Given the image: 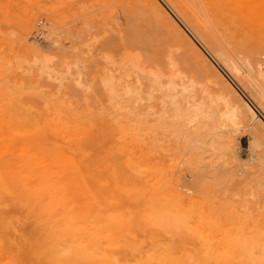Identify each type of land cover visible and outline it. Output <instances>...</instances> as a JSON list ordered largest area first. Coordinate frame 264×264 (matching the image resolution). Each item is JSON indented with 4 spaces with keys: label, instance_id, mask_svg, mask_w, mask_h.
Instances as JSON below:
<instances>
[{
    "label": "rangeland",
    "instance_id": "rangeland-1",
    "mask_svg": "<svg viewBox=\"0 0 264 264\" xmlns=\"http://www.w3.org/2000/svg\"><path fill=\"white\" fill-rule=\"evenodd\" d=\"M245 3L0 0V129L14 131L13 141L0 136L13 150L10 190L0 193V264H55L58 243L64 264H105L113 253L119 264H264V152L258 165L248 157L263 147H249L242 130L241 160L226 156L224 165L202 142L204 128L162 105L163 85L183 91L195 80L197 98L227 111L237 95L264 120V0ZM16 111L25 113L18 128ZM72 157L82 176L68 167ZM171 189L189 204L179 221Z\"/></svg>",
    "mask_w": 264,
    "mask_h": 264
},
{
    "label": "bare ground",
    "instance_id": "bare-ground-1",
    "mask_svg": "<svg viewBox=\"0 0 264 264\" xmlns=\"http://www.w3.org/2000/svg\"><path fill=\"white\" fill-rule=\"evenodd\" d=\"M235 1V0H234ZM237 2H239V1H237ZM240 3V2H239ZM241 3L242 4H244L245 3V0H241ZM242 4L240 5L241 6V8H242ZM245 5H246V3H245ZM239 6V7H240ZM244 6V5H243ZM245 7V6H244ZM187 26V25H186ZM222 55V54H221ZM222 58L224 59V57L222 56ZM137 59V58H136ZM225 60V59H224ZM174 63H175V61H174ZM213 63V62H212ZM176 64V63H175ZM234 65V64H233ZM178 69V68H177ZM228 69H229V67H228ZM145 70V69H144ZM234 70V69H233ZM50 72V71H49ZM173 72V71H172ZM162 74V73H161ZM172 74V73H171ZM152 75V74H151ZM174 75V74H173ZM160 75H158V78H157V80L155 79L154 80V78H153V80L154 81H159V78H161V76L159 77ZM171 76V75H170ZM129 77V76H128ZM157 77V76H156ZM170 78V77H169ZM168 78V79H169ZM174 78H176V77H174ZM171 79H172V77H171ZM179 79V78H178ZM162 80V79H161ZM180 80V79H179ZM185 76H184V79L182 80V83L185 85ZM153 81V82H154ZM167 81H169V80H167ZM152 82V81H151ZM170 82H173V80L172 81H170ZM191 82V81H190ZM194 82H196L195 80H194ZM194 82H191L190 84H188L187 85V82H186V85L185 86H183V91H182V89L180 90V91H182V92H180L179 90H177V87H181V86H176L175 84H176V82H175V84L174 83H172V84H170V87H167V84H165L166 86H164L162 83H161V85H163V87L165 88L166 87V89L167 90H165L164 92H165V96L167 97V98H170V99H168L169 100V102L168 101H166L165 99H163V103H162V105L164 106V108L165 107H167V104L168 103H172L175 107L173 108V109H175L174 111H176V113H175V115L177 116V118L176 119H182L185 123H186V125H191V126H196V128H194V130L196 131V130H200L201 128H204L205 129V132H204V129H203V135H202V137L204 136V137H206L205 139H203L202 140V142L204 143V145L205 146H210V148L213 150V154L215 155H219V156H222L223 157V159L221 160V162L225 165L226 164V162L228 161V159H225L224 157H226V156H231V157H233L234 159H240V156H239V151H238V142H237V140H238V138L237 137H239V136H237V134L239 135L240 133H238V132H240V131H242V130H244V131H247L248 133H249V147H250V145L251 144H253V147H254V145L256 146V147H263V150H261V151H257V153L256 152H254L255 150H253V152L252 151H250V154H249V158H250V161L253 163V165H258L261 161H262V153L264 152V120L259 116V114L257 113L258 111H256V109H255V107L249 102V101H246V99H245V101L243 100V99H241L240 97H238L237 95H235L236 96V101L232 104V105H230V108L229 109H226L227 108V106L225 107V109L227 110V111H225V110H222V109H220V108H218V106L215 108V106H213V103L211 102V100H209V102L210 103H212V105L210 104H208L205 100V98H208V97H206V96H204L205 98V100H202V98L201 97H199V98H197V96H196V94L195 93H192L193 92V90H194V87L196 86V83H194ZM166 83V82H165ZM169 83V82H168ZM178 83V82H177ZM189 83V82H188ZM152 84H154V83H152ZM151 84V85H152ZM158 84V85H157ZM157 84H155L156 85V87H159V82H157ZM198 84V83H197ZM161 85H160V89L161 90H163V88L161 87ZM175 85V86H174ZM180 85V84H179ZM3 86V85H2ZM153 86V85H152ZM173 87V88H172ZM176 87V88H175ZM206 87V86H205ZM204 87V88H205ZM136 88V87H135ZM141 88V87H140ZM158 88V89H159ZM207 88V87H206ZM130 89V88H129ZM139 89V88H138ZM151 89V88H150ZM140 90V89H139ZM154 90H157V89H154ZM161 90H159L160 92H163V91H161ZM172 90L175 92V90H177L176 92L177 93H175V94H173L172 93ZM198 89H196V91H197ZM205 90V89H204ZM209 91V90H208ZM259 91V90H258ZM264 91V90H263ZM22 92V91H21ZM140 92V91H139ZM195 92V91H194ZM202 92H203V90H202ZM219 92V91H218ZM256 92V91H255ZM3 92H1V94H2ZM130 93V92H129ZM223 93V92H222ZM162 94H164V93H162ZM181 95V96H183V98L182 99H184V102H181L180 100H179V97L180 96H178V95ZM203 94V93H202ZM201 94V95H202ZM208 94H209V92H208ZM207 94V95H208ZM119 95V94H118ZM121 95V94H120ZM141 95V94H140ZM209 95H211V93L209 94ZM208 95V96H209ZM221 95V94H220ZM258 95V94H257ZM18 95H16V97H15V99H18V98H20V97H17ZM151 96V95H150ZM218 96V95H217ZM229 96V95H228ZM245 96V95H244ZM261 96V95H260ZM264 96V95H263ZM153 97V96H152ZM165 97V98H166ZM222 97V96H221ZM223 97H224V95H223ZM230 97V96H229ZM129 98V97H128ZM211 99L213 98V97H210ZM227 98V97H226ZM226 98H225V100H226ZM2 99V98H1ZM120 99H121V97H120ZM216 99V98H215ZM219 99V98H218ZM222 99V98H221ZM221 99H219L218 101H220ZM224 99V98H223ZM235 99V98H234ZM19 100V99H18ZM3 101H4V99H3ZM16 101V100H15ZM215 101V100H214ZM217 101V102H218ZM229 102L231 101V100H228ZM2 102V101H1ZM48 102V101H47ZM227 102V101H226ZM170 103V104H171ZM228 103V102H227ZM227 103H225V104H223V105H226ZM262 103V102H261ZM3 104V103H2ZM11 104H13V105H15V106H12L11 108H9V106H11V105H9L8 106V108L10 109L9 111H8V108H7V112H6V110H5V112L7 113V115H8V113L9 114H11L10 112H13L14 110H13V107H16V105L18 104V103H14V102H12ZM231 104V103H230ZM19 107L17 106V109L19 108V111H20V108H22L23 107V109H24V107L25 106H21V104L19 103ZM2 106V105H1ZM47 106V105H46ZM162 106V107H163ZM170 106H172V105H170ZM28 108L30 107V106H27ZM56 107V106H55ZM66 107V106H65ZM69 107V106H68ZM173 107V106H172ZM222 107V106H221ZM5 107L3 108V109H6ZM2 108L0 107V110H1ZM13 111H12V110ZM15 109V108H14ZM26 109V108H25ZM48 109V108H47ZM163 109V108H162ZM161 109V110H162ZM32 110V109H31ZM134 110V109H133ZM165 109H163V111H164ZM23 111V110H22ZM22 111H20V112H22ZM25 111V110H24ZM26 111H27V113L25 114V113H23V114H25L26 116V118L30 115V114H32V113H30V111L29 110H27L26 109ZM25 111V112H26ZM28 112L30 113L29 115H28ZM116 112V111H115ZM164 112H166L167 113V109L164 111ZM3 113H4V111H3ZM13 115H11V116H13V117H18L17 116V114L19 115V113H17V111H16V114H15V112L14 113H12ZM14 114H15V116H14ZM23 114L21 113L20 115H22L21 117L19 116L18 118H17V121H16V118L15 119H13V118H10L11 119V121H12V119H13V122H11L10 123V121H9V123H8V125L9 124H11L12 125V123L14 124V125H18V120H19V118L21 119L22 117H24L23 116ZM149 114V113H148ZM165 114V113H164ZM168 114V113H167ZM36 115V114H35ZM34 115V116H35ZM81 115V114H80ZM79 115V116H80ZM261 115V114H260ZM31 116H33V115H31ZM155 116H157V115H155ZM174 116V115H173ZM139 117V116H138ZM175 117V116H174ZM25 118V119H26ZM29 118L30 117H28L27 119H26V121H25V123L27 122V121H30L29 123H27V125L28 126H30V123H31V119L29 120ZM38 118V117H37ZM33 119V118H32ZM36 119V118H35ZM175 119V118H174ZM175 119V120H176ZM8 120V119H7ZM22 120H24V119H22ZM37 120V119H36ZM142 120V119H141ZM157 120V119H156ZM170 120V119H169ZM178 121V120H177ZM80 122V121H79ZM24 123V124H25ZM62 123V122H61ZM161 123V122H160ZM185 123H183V125L182 126H184L185 125ZM1 124V123H0ZM3 124V123H2ZM7 124V123H6ZM19 124H22V121H20V123ZM32 126H33V124H31ZM72 126V125H71ZM157 126V125H156ZM159 126V125H158ZM8 127V126H7ZM13 127V130L15 129L16 131H17V129L16 128H14V126H12ZM35 127H37V125L35 126ZM186 127V126H185ZM188 127V126H187ZM10 128H11V126H10ZM17 128H18V126H17ZM27 128V127H26ZM78 128H79V126H78ZM193 128V127H192ZM12 129V128H11ZM23 129V128H22ZM187 129H189V128H187ZM12 130V131H13ZM19 130V132H16L15 134H17V133H20V134H22V133H24V131L23 132H21L20 130V128L18 129ZM182 131V130H181ZM180 131V132H181ZM13 133H14V131H13ZM13 133H11L5 126H2V128L0 129V136H1V139H2V137H4L2 140L4 141V139L5 138H9V139H12V141L14 140V135H13ZM185 133V132H184ZM187 133H188V131H187ZM186 133V134H187ZM244 133H246V132H244ZM195 135V134H194ZM185 136V135H184ZM189 136V135H188ZM196 136V135H195ZM194 136V137H195ZM199 136H200V132H199ZM198 136V137H199ZM185 138L186 139H188L187 138V136H185ZM184 138V139H185ZM248 138V137H247ZM193 139V138H192ZM197 138H195V140H196ZM195 140H193V141H195ZM248 140V139H247ZM188 141V140H187ZM0 142H1V140H0ZM192 142V141H191ZM199 141H197L196 140V143H198ZM189 143V142H188ZM200 143V142H199ZM203 143H201L202 145H203ZM5 144V143H4ZM186 144V143H185ZM200 144V145H201ZM207 144V145H206ZM251 147H252V145H251ZM199 148V147H198ZM210 148L208 147V149H207V151L208 152H210L211 150H210ZM204 149V148H203ZM252 149H255V148H252ZM207 151H204L205 153L207 152ZM204 152H203V154L202 155H204ZM30 153H33V152H30ZM10 154V156H11V158H8V155ZM20 154V153H19ZM200 154V153H199ZM31 155V154H30ZM34 155V154H33ZM33 155H31V157L30 158H32V156ZM36 155V154H35ZM35 155H34V157H35ZM202 155H199L200 157L202 156ZM212 154H210V156H211ZM241 155V154H240ZM29 156V155H28ZM12 157H13V150L12 149H6V147H4V146H1V143H0V193H1V191L3 190L4 192H7V191H9L10 189H7V184H6V182L4 181V178H5V176H6V174H8V172H9V170H10V168H9V166H8V161H11V159H12ZM189 157V156H188ZM203 157V156H202ZM201 157V158H202ZM206 157V156H205ZM217 157V156H216ZM215 157V159H218V157L216 158ZM29 157H27L26 159H28ZM26 159L25 158H22V160H21V164L24 166V167H26ZM29 160V159H28ZM31 160V159H30ZM29 160V161H30ZM34 160V159H33ZM241 160V159H240ZM28 161V162H29ZM35 161V160H34ZM68 161V163H70L69 164V168L73 171V173L74 174H76L77 176H82L83 175V171L85 170V166H84V163L82 162V163H80L79 161H77L74 157H72L71 159H68L67 160ZM180 161V160H179ZM198 161V160H197ZM199 161H200V159H199ZM203 160H201V162H202ZM235 161V160H234ZM218 162V161H217ZM220 162V163H221ZM37 163H39V162H37ZM37 163H36V165H37ZM197 163H200V162H197ZM208 163V162H207ZM210 163V162H209ZM30 164V163H29ZM29 164H27V167H29L30 165ZM217 164L218 163H216V165L215 166H217ZM35 165V166H36ZM201 165H202V163H201ZM206 165H208V164H206ZM220 165V164H219ZM149 166V165H148ZM214 166V167H215ZM15 167H16V165H15ZM34 167V166H33ZM32 167V168H33ZM199 167V166H198ZM201 167V166H200ZM219 166H217L216 167V169L215 170H217V168H218ZM240 167H241V165H240ZM239 167V168H240ZM32 168L30 169V171H32ZM133 168V167H132ZM196 168V167H195ZM207 168V167H206ZM206 168H204V169H206ZM209 168V167H208ZM223 169H224V167H222ZM222 168H220L221 169V171H222ZM13 169H15L14 167H13ZM42 169V168H41ZM188 169V168H187ZM187 169H186V171H187ZM191 169V168H190ZM197 169V168H196ZM200 168H198L197 170H198V172L200 171L199 170ZM213 169V170H214ZM219 169V168H218ZM225 169H227V168H225ZM225 169H224V172H225ZM52 170V169H51ZM197 170H194V171H197ZM210 170H212V169H210ZM213 170H212V172H213ZM238 170V169H237ZM86 171V170H85ZM135 171H137V170H135ZM192 172L193 174H200V176L201 177H203L202 175H201V173L202 172ZM209 171V170H208ZM220 171V170H219ZM215 172V173H213V174H216V173H218V174H222V172ZM228 171V170H227ZM42 172V171H41ZM211 172V171H210ZM223 172V173H224ZM46 173V172H45ZM205 172L203 171V173L202 174H204ZM42 174H44L43 172H42ZM42 174H40V175H42ZM211 174V173H210ZM213 174H211L212 176H214ZM217 174V175H218ZM225 174V173H224ZM237 174H238V172H237ZM39 175V177H41ZM46 175V174H45ZM194 175H192V179H194V178H196L195 180H197V179H200L201 177L198 175H196V177L194 176ZM218 176H220V175H218ZM226 176H227V174H226ZM184 177V176H183ZM186 177V176H185ZM205 177V176H204ZM215 177H216V175H215ZM225 177V176H224ZM233 177V176H232ZM45 178V177H44ZM230 178H231V176H230ZM85 182H86V178L85 177H83L82 178ZM183 179V178H182ZM212 179V178H211ZM216 179H218V180H222V179H220L219 177L217 178L216 177ZM259 179V178H258ZM194 180V181H195ZM213 180V179H212ZM218 180H217V182H218ZM226 180V179H225ZM260 180V179H259ZM183 181H184V179H183ZM199 181V180H198ZM214 181H216V180H214ZM233 181V180H232ZM43 182V181H42ZM201 182V181H200ZM20 183H21V181H20ZM19 183V181H18V185L20 184ZM185 183H187V182H185ZM199 183V182H198ZM211 183V182H210ZM215 183V182H214ZM213 183V184H214ZM222 183V182H221ZM50 184H52V183H50ZM184 184V183H183ZM189 184V183H188ZM191 184V183H190ZM189 184V185H190ZM44 185V184H43ZM53 186H54V184H52ZM189 185H186V187H189ZM215 185V184H214ZM221 185V184H220ZM223 185V184H222ZM44 186H46V185H44ZM47 186H48V184H47ZM46 186V187H47ZM52 186V187H53ZM194 186V185H193ZM193 186H191L190 185V187H192V188H195V187H193ZM50 186H48L47 188H49ZM185 187V188H186ZM189 187V188H190ZM215 187V186H214ZM217 187V186H216ZM182 188V187H181ZM219 188V187H218ZM217 188V189H218ZM222 187L220 186V189H218V192H219V190H220V192H222L221 189ZM225 188H227L226 186H225ZM224 188V189H225ZM49 189H51V187L49 188ZM191 189V188H190ZM189 189V190H190ZM214 189V188H213ZM159 190H161L160 188H159ZM226 190V189H225ZM224 190V191H225ZM174 192V193H173ZM252 192V194H253V192L254 191H251ZM168 193H170V197H171V200L174 202V205H175V207H170L169 208V213H172V214H174V216L176 217V220L177 221H179V219H180V216L182 217V218H184V216L182 215L183 213V208H185V206L186 205H189L188 203H187V201H186V197L184 198L183 196H181V195H179L178 193H176L173 189H171V190H169L168 191ZM157 195V194H156ZM237 195V193L235 194V196ZM158 196V195H157ZM220 196V195H219ZM234 196V197H235ZM237 196H239L240 197V195H239V193H238V195ZM245 196V195H244ZM252 196H254V195H252ZM162 197V196H161ZM169 197V198H170ZM223 197V196H222ZM222 197H221V199H222ZM53 198H55L54 196H53ZM254 198V197H253ZM52 199V198H51ZM189 199H190V203H194V198H192V197H189ZM240 200H242L241 199V197H240ZM247 200H248V197H247ZM14 202V201H13ZM17 202V201H16ZM56 202V201H55ZM59 203V202H58ZM195 203H196V201H195ZM243 203V207H245L244 205V202H242ZM12 204V203H11ZM14 204V203H13ZM15 205V204H14ZM14 205H12L13 207H14ZM66 206V205H65ZM169 206V205H168ZM259 206V205H258ZM257 206V207H258ZM62 208V207H61ZM259 208V207H258ZM15 209V208H14ZM245 209H248V208H245ZM259 210H261V209H259ZM245 211H247V210H245ZM245 211L243 210V214H245ZM190 212V211H189ZM15 213V212H14ZM14 213H12V214H14ZM168 213V212H167ZM248 213H250V211H247L246 212V215H249L250 216V214H248ZM253 213H254V209H253ZM252 213V214H253ZM3 214V213H2ZM172 214H171V216H172ZM186 214H188L187 212H186ZM199 214H200V212H199ZM251 214V215H252ZM189 215H190V213H189ZM246 215H244L245 217H247ZM5 216V215H4ZM16 216V215H15ZM116 216V215H115ZM243 216V215H242ZM160 217V216H159ZM12 219L14 218L13 216L11 217ZM169 218H170V216H169ZM238 218H240V215L238 216ZM2 219H3V216H2ZM5 219V218H4ZM173 219V218H172ZM16 220V219H15ZM164 220V219H163ZM162 220V221H163ZM184 220V219H183ZM0 221H2V220H0ZM201 221V220H200ZM12 222V221H11ZM259 222V221H258ZM257 222V223H258ZM172 223V222H171ZM261 223V222H260ZM258 225V224H257ZM256 225V226H257ZM70 226V225H69ZM104 226V225H103ZM251 226V225H250ZM206 227V226H205ZM95 228V227H94ZM187 228V227H186ZM258 227H256L255 229H257ZM77 229V228H76ZM237 230H238V228H237ZM260 230V228L258 229V231ZM208 231V230H207ZM261 231V230H260ZM87 232V231H86ZM84 233V232H83ZM209 233H211V232H209ZM259 233V232H258ZM262 233V232H261ZM85 234V233H84ZM229 234V233H228ZM86 235V234H85ZM230 235H231V233H230ZM83 236V235H82ZM88 236V235H87ZM233 236V235H232ZM89 237V236H88ZM96 237V236H95ZM225 237H227V236H225ZM234 237V236H233ZM236 237V236H235ZM244 237V236H243ZM228 238V237H227ZM245 238H246V236H245ZM245 238H243V239H245ZM24 239V238H23ZM226 239V238H225ZM229 239V238H228ZM232 239V238H231ZM231 239H229L230 240V242L231 241H233V240H231ZM247 239V238H246ZM245 239V241H247ZM240 240H241V237H240ZM226 241H227V239H226ZM23 242H24V240H23ZM98 242V241H97ZM204 242H206V241H204ZM229 242V243H230ZM233 242H235V240L233 241ZM250 242H251V240H250ZM249 242V243H250ZM29 243V242H28ZM65 243V242H64ZM236 243V242H235ZM252 243V242H251ZM78 244V243H77ZM97 244V243H96ZM252 244H254V243H252ZM251 244V245H252ZM58 245H60L59 243L57 244V247H59ZM255 245V244H254ZM99 246V245H98ZM203 246V245H202ZM238 246V245H237ZM247 246L249 247L250 245H248L247 244ZM57 247L55 246V247H53V248H55V251H57ZM64 246H62L61 248L65 251V249L63 248ZM226 247V246H225ZM243 247H245V248H247V249H249L248 247H246L245 245L243 246V244H242V248ZM259 247V246H258ZM146 248V247H145ZM181 248V247H180ZM204 248H206V246H204ZM238 248V247H237ZM245 248H243V250L245 249ZM252 248V247H251ZM224 249V248H223ZM253 249V248H252ZM251 249V250H252ZM17 250H19L18 248H17ZM53 250V249H52ZM242 250V249H241ZM262 250L264 251V248H262ZM53 252V253H55V264H64V262L63 261H65L66 260V258H65V256H63V252H62V250L61 249H59L57 252ZM253 251V250H252ZM96 252H97V250H96ZM250 252V251H249ZM52 253V254H53ZM109 254V253H108ZM114 254V253H113ZM113 254H111L113 257H112V260L111 259H109V260H107L106 261V263L105 264H119L118 262H116V260H114L113 261V259H114V255ZM148 254V253H147ZM251 254H252V252H251ZM116 255V254H115ZM212 257V256H211ZM261 257V256H260ZM15 258V257H14ZM192 258V257H191ZM252 258H256L255 256H253ZM117 259V258H116ZM259 259V258H258ZM13 260V259H12ZM216 261H218V263L220 262V260H218L217 258L215 259ZM215 260H212L211 259V262H208V264H218V263H215ZM17 262V261H16ZM63 262V263H62ZM8 263V262H7ZM254 263V262H253ZM71 264V263H70Z\"/></svg>",
    "mask_w": 264,
    "mask_h": 264
}]
</instances>
